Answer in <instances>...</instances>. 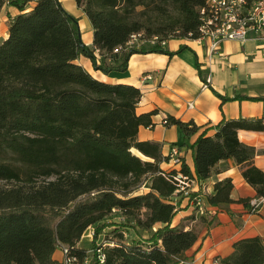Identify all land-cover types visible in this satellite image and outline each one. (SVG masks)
<instances>
[{"label": "trees", "instance_id": "16d2710c", "mask_svg": "<svg viewBox=\"0 0 264 264\" xmlns=\"http://www.w3.org/2000/svg\"><path fill=\"white\" fill-rule=\"evenodd\" d=\"M6 2L19 12L0 38V264H52L58 243L81 253L78 242L89 226L93 241L104 234L101 264H176L209 221L199 214L187 228L182 221L172 224L179 194L169 177L175 168L160 165L169 162L170 151L162 155L159 142L136 137L140 125L151 124L150 112L135 111L139 88L98 79L75 59L83 55L107 74L124 72L134 52L172 54L158 44L122 47L138 31L197 37L206 0H74L91 25L90 44L60 0H34L29 9L28 0H0V9ZM163 123L176 124L184 138L194 136V174L181 156L182 172L199 181L217 161L233 157L255 196H264L254 146L237 136L239 128L262 129V117L196 124L170 116ZM212 186L208 204L232 200L229 177ZM241 201L252 209L250 199ZM113 212L122 220L107 221ZM129 227L136 236L126 234ZM214 259L264 264V243L258 236L241 238L228 255Z\"/></svg>", "mask_w": 264, "mask_h": 264}, {"label": "crops", "instance_id": "0c3cea01", "mask_svg": "<svg viewBox=\"0 0 264 264\" xmlns=\"http://www.w3.org/2000/svg\"><path fill=\"white\" fill-rule=\"evenodd\" d=\"M60 2L66 11L78 18L81 38L84 43L90 44L92 29L85 13L74 0ZM33 4L34 0H28L26 9ZM17 12L18 8L7 2L0 9V38L7 36L9 18ZM164 49L173 53H132L124 72L102 73L94 69L89 58L83 55L75 61L98 79L137 86L141 93L135 111L150 112L151 119L150 125L139 126L137 139L159 142L162 155H166L171 146H177L192 174L190 143L194 136L184 138L177 125L163 123L164 118L173 116L203 124L217 123L221 119L255 120L262 117V129L239 128L237 136L240 141L254 146L253 164L264 173V29L259 33L249 31L244 41L224 40L212 55L206 39L198 41L191 37L167 38ZM144 73L150 77L142 80ZM207 75L210 81L203 85ZM132 150L140 158L149 159L138 150ZM160 165L167 168L170 163L165 161ZM241 170L233 157H227L217 161L211 174L198 181L205 200L206 195L213 192L215 181L229 177L232 182L229 196L232 200L209 206L212 213L209 217L203 215L209 223L199 227L198 238L184 252L189 261L176 264H213L214 258L228 255L234 242L245 237L258 236L264 243V202L253 211L241 201L256 195L255 188ZM176 203L177 211L172 224L182 221L186 228L195 224L199 214L194 212L193 218V205L181 195L176 197ZM59 255L60 251L56 248L53 257Z\"/></svg>", "mask_w": 264, "mask_h": 264}, {"label": "built area", "instance_id": "2783aa9c", "mask_svg": "<svg viewBox=\"0 0 264 264\" xmlns=\"http://www.w3.org/2000/svg\"><path fill=\"white\" fill-rule=\"evenodd\" d=\"M200 23L198 25V36L196 40H207L208 51L210 55L216 52L220 43L224 40L244 41L248 37L249 31L259 33L264 29V0H206L204 6L199 9ZM167 38H160L157 35L145 36L142 31L133 32L123 47H138L143 44L163 46ZM113 50V51H114ZM150 75L144 73L141 79H147ZM210 81V76L204 78L203 85ZM191 105V103H189ZM181 154L177 146H171L169 152V163L175 168V171L169 179L175 184L174 192L182 196L186 201L195 206V213L210 216L212 209L202 195V188L198 181L190 174L182 172ZM141 188H144L142 184ZM201 189V190H200ZM176 203V198H174ZM264 202V196H254L250 199L251 210H255ZM87 235L92 240L93 227L89 226ZM85 230V232H86ZM82 235H86V233ZM104 239L96 241L88 246L78 247L81 253L75 250V247L58 243L57 249L60 251L58 257H54L52 264H101L105 259ZM81 246V245H80ZM213 260V264H216Z\"/></svg>", "mask_w": 264, "mask_h": 264}, {"label": "rangeland", "instance_id": "374dc122", "mask_svg": "<svg viewBox=\"0 0 264 264\" xmlns=\"http://www.w3.org/2000/svg\"><path fill=\"white\" fill-rule=\"evenodd\" d=\"M1 25V24H0ZM173 37H175V36H173ZM84 38V37H83ZM169 38H171V37H169ZM4 183V181H2V180H0V185L1 184H3ZM142 189V188H141ZM141 189H139V190H141ZM207 217V216H206ZM209 217V216H208ZM122 220V218H121V216L118 214V213H116V212H113L109 217H108V220L107 221H109V222H111V221H116V222H119V221H121ZM113 226V225H112ZM112 226H107L103 231H107V230H109L110 228H112ZM125 232H126V234H131V235H133V236H136V233H134V230H133V228H126L125 229ZM86 233V235H82L81 236V238H80V245H83V246H88V245H90V244H92V243H95L96 241H101V240H103L104 239V234H103V232L102 231H100L99 233H98V235H97V239L95 240V241H93V240H89V235H87V231L85 232ZM149 233L147 232V231H145V230H143L142 231V235L143 236H147ZM92 239H93V231H92ZM181 261V263H185V262H188L189 261V259L188 258H186V257H184L183 259H181L180 260Z\"/></svg>", "mask_w": 264, "mask_h": 264}]
</instances>
